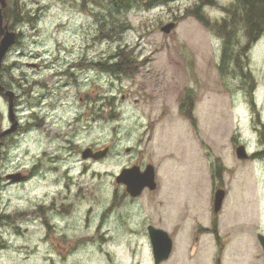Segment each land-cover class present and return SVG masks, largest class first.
Returning <instances> with one entry per match:
<instances>
[{"label": "rangeland", "instance_id": "374dc122", "mask_svg": "<svg viewBox=\"0 0 264 264\" xmlns=\"http://www.w3.org/2000/svg\"><path fill=\"white\" fill-rule=\"evenodd\" d=\"M200 1L117 11L108 0H7L4 15L19 37L8 51L4 80L19 95L22 120L38 111L40 97L46 123L43 135L35 129L18 134L7 157L0 156V174L28 173L31 167L39 173L0 188V264H151L146 239L105 240L72 250L71 244L50 238L55 234L46 233L44 217L34 211L46 194L52 197L70 184L62 180L64 171L74 177L75 189H87L82 194L89 203L96 187H101L102 201L109 197L121 169L146 164L156 173L154 202L138 200L132 218L166 229L173 247L163 264L211 263L213 239L198 235L195 223L210 225L213 176L228 194L218 220L229 240L224 264L238 258L242 264L263 262L257 231L264 230V176L257 161L238 160L235 148L244 145L250 154L259 148L253 131L258 117L264 124V35L243 51L246 40L237 28L220 70L223 37L185 14ZM233 2L214 0L202 11L212 23L221 22ZM37 5L44 14L35 17ZM11 8L17 18L11 17ZM168 23L175 27L162 33ZM123 56L133 58L128 76L101 68ZM106 146L109 152L100 161L80 155L86 147ZM43 151L58 157V168L50 166ZM44 233L51 243L41 237Z\"/></svg>", "mask_w": 264, "mask_h": 264}, {"label": "flooded vegetation", "instance_id": "af4514ba", "mask_svg": "<svg viewBox=\"0 0 264 264\" xmlns=\"http://www.w3.org/2000/svg\"><path fill=\"white\" fill-rule=\"evenodd\" d=\"M6 9H7V0H5V6L1 9V12L5 11ZM34 14L35 17L40 16L44 14V9L41 6H38ZM1 26H7L8 30L10 31L9 18L6 16V14L5 15L1 14ZM16 35L18 39L19 35L17 33ZM8 51L5 53L0 65V156L4 155L5 158L9 153L8 148L10 142L14 140L18 134L23 135L29 132L31 129H35L36 131H39V134L43 135V127H45V123H46V116L44 114H41L42 113L41 106L44 104L42 102L43 99H41L40 97L37 98V100L39 101L38 111L35 110L29 111V114L23 120L21 116L18 114V103L20 101L19 95L16 94L14 87L8 81L4 80V74L7 69L5 64H6ZM31 65L34 64L29 65V67L32 68L33 66ZM33 68L39 69V66L35 65ZM8 92H13L14 94L11 103H12L13 117L15 119V128L11 133H6L11 128V120L9 113L10 99L9 96L7 95ZM2 107H5L4 111L1 109ZM2 121L4 123H2ZM257 121L259 126L257 127L256 130L253 131V134L257 141V147L259 148L253 154H250L247 151V157L242 161L243 162L257 161L261 166V172L264 176V124L261 123L259 117ZM64 139H65L64 140L65 143H68V138L64 137ZM100 149L101 148H97V149L92 148L93 151ZM43 153L47 154V151H43L42 154ZM47 155L49 158L50 166L54 168H58V165L56 166L54 165L59 161L58 157L53 156L52 154H47ZM35 165L36 164H34V166ZM139 167L143 170L145 166L143 168L142 166ZM33 169L34 167H31V170L28 173L20 172V171L1 173L0 188L2 185H10L11 183L13 184L16 182L25 183L29 181L34 175L39 174L35 172ZM121 170L114 177V183L116 184V187L111 189L109 197L105 201H102L101 187H96L95 189L96 197L94 199H91L89 203L86 202L82 194L83 192L87 194L86 192L87 189L80 187L75 189L73 183L74 177L70 172L64 171V173H62L63 175L62 180L67 181L66 183L70 181V184H68L65 188L60 187L59 192L53 193L52 197H47V195L49 196L51 195L50 193L46 194L45 198H41L40 201L37 204H35L34 211H37L36 216L39 219L41 217L42 218L44 217L42 222V227L46 230V233L55 234L50 238L55 239L56 242L62 241L71 244V249L73 250L85 244L101 245V241H105V240H117L120 243L121 242L136 243L138 240L146 239L149 243H151L150 230H149L150 227L154 229L162 230L167 233L166 229H163L153 224L151 221L147 222L146 220L141 219L137 224V221H135L132 218L138 200L147 198L148 202H151L152 200L154 202L153 192L156 191L157 189L156 173L154 177L156 188L154 190L143 188L138 194L131 195L124 183L116 182L115 178L120 174ZM11 174H18L17 175L18 179L14 181L8 178V176ZM85 174L86 173L81 172L80 176ZM94 174H100V173H94ZM59 178L60 177L56 178L57 182H63V181H59ZM213 183L216 189L214 193L217 190H224L219 180L214 179ZM89 191H93V189H90ZM214 193H213V197H214ZM91 194L93 195V193ZM227 195H228L227 192H225L224 190L223 202L226 199ZM184 205L185 203L183 204V206ZM51 211L54 215H52L49 219H47L46 216H48V214H50ZM221 211H222V206L217 213H214L212 208L210 212L211 219L209 220L210 225L208 227H204L203 225H201L200 221L195 223V227L199 228L198 235L200 234V236L201 235L210 236L213 239V244H212L213 251L211 252L212 256L210 258L211 259L210 264H224V254L226 252L227 243H229V240L227 242L225 236L222 235V233L219 231L218 220ZM69 217H71L72 219L71 221L67 220V218ZM112 217L115 218L113 220L115 221V224L111 227H108L110 225L109 220ZM142 217H145V215L142 214ZM205 228H209V229L207 230ZM233 232L234 231L232 228L231 233L233 234ZM257 232H258L257 237L258 235L264 236L263 229H260ZM41 237L44 238L45 242L51 243L49 235H46L44 233V235H42ZM195 241L198 242L199 240L196 238ZM55 247H57V245H55ZM260 249L263 260L261 264H264V252L261 247ZM150 253H151L150 254L151 264H155L152 251ZM99 254L101 255V251ZM67 255H69V253H67L66 256ZM128 257L130 259L135 257L133 251L129 252ZM167 260L161 262L160 264L167 262ZM241 262L242 261L238 258L234 264H242ZM61 264H65V263L62 262ZM127 264H135V261L129 260Z\"/></svg>", "mask_w": 264, "mask_h": 264}, {"label": "trees", "instance_id": "16d2710c", "mask_svg": "<svg viewBox=\"0 0 264 264\" xmlns=\"http://www.w3.org/2000/svg\"><path fill=\"white\" fill-rule=\"evenodd\" d=\"M108 1L111 5H113L114 9L117 11L127 10L128 7L134 5L151 7L152 5H158L162 3V0ZM213 3L214 0H201L199 4L195 5V7L191 10H187L185 14L191 15L204 27L208 28L212 32H215L220 37H223L224 49L221 58V67L219 68L220 70H223L224 67H226L227 44H230L231 42L234 43L236 41H233V39L235 37V31L237 28H241V30H243L242 34L244 35L246 40V43H244L243 45V51H246L248 48H250L252 44H254L259 39L260 36L264 35V0H234L230 8L227 7L224 9L225 16L221 20L222 23L220 21L212 23L202 11L207 5H211ZM16 4L17 2L15 1V7ZM10 10L11 17L17 18L14 14L15 8H11ZM120 27H123V25H120ZM108 32L111 36H113V38L117 36L116 28L114 27L109 28ZM235 45H237V43H235L234 46ZM121 52H123V50H121ZM235 58L237 63L238 59L237 57ZM132 60L133 58L131 56H123L119 62L116 61L117 63L115 62L111 65H103L101 68L107 72H111V70L113 69L115 73H111L114 75L122 74L123 76H128L129 71L127 70V68H129L132 64ZM109 69L110 71H108ZM246 79H250L249 74L246 75ZM185 101H187V99ZM192 125L193 127L195 126L194 121H192ZM216 177L219 178V176ZM213 178L215 179V176H213Z\"/></svg>", "mask_w": 264, "mask_h": 264}, {"label": "water", "instance_id": "95a60500", "mask_svg": "<svg viewBox=\"0 0 264 264\" xmlns=\"http://www.w3.org/2000/svg\"><path fill=\"white\" fill-rule=\"evenodd\" d=\"M164 1H172V0H164ZM5 6V0H0V65L1 61L8 51V49L15 44L17 36L16 33L8 30L7 26H1V9ZM175 27L174 23H168L160 28V31L165 34H169L171 30ZM35 66V65H32ZM7 95L10 99V120H11V128L6 133L13 132L15 128V119L13 117L12 110V99L13 92H8ZM128 151V149H127ZM108 152V148L105 147L98 151H93L91 148H85L81 151L82 159H93L100 160ZM236 158L239 160H243L247 157L245 147L243 145L238 146L235 149ZM18 174H11L8 176L11 180H17ZM117 183H124L127 187V190L131 195L138 194L143 188H148L149 190H154L156 188V184L154 181V168L152 165H147L143 172L140 171L138 166H133L131 168H124L121 170L120 174L115 178ZM224 198V191L217 190L214 194L213 201V211L217 213L222 206ZM150 230V240H151V249L153 254V259L155 264H160L161 262L168 259L171 251H172V240L168 236V234L162 230L154 229L152 227ZM263 252H264V236L258 235L257 237Z\"/></svg>", "mask_w": 264, "mask_h": 264}, {"label": "bare ground", "instance_id": "6f19581e", "mask_svg": "<svg viewBox=\"0 0 264 264\" xmlns=\"http://www.w3.org/2000/svg\"><path fill=\"white\" fill-rule=\"evenodd\" d=\"M245 50H246V49H245ZM119 60H120V59H119ZM116 63H117V62H116ZM120 63H121V62H120ZM237 64H238V62H237ZM239 65H240V62H239ZM96 66H97V65H96ZM237 66H238V65H237ZM237 66H236V67H237ZM238 67H239V66H238ZM123 68H124V67H123ZM112 70H113V69H112ZM112 70H111V72H112V73H115V71L113 70V71H114V72H113ZM108 71H110V69H109ZM119 71H120V70H119ZM111 72H110V73H111ZM120 72H121V71H120Z\"/></svg>", "mask_w": 264, "mask_h": 264}]
</instances>
